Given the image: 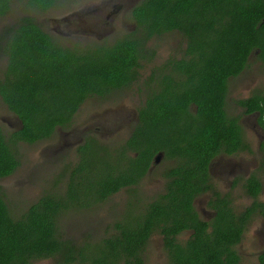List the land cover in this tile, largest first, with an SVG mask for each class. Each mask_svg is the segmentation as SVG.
<instances>
[{
    "label": "trees",
    "instance_id": "16d2710c",
    "mask_svg": "<svg viewBox=\"0 0 264 264\" xmlns=\"http://www.w3.org/2000/svg\"><path fill=\"white\" fill-rule=\"evenodd\" d=\"M81 1L0 0V103L20 123L6 133L0 125V180L19 169L20 144L49 141L61 130L84 137L75 158L63 159L21 213L0 191V264H146L154 237L169 264H239L238 254L220 251L222 239L204 228L186 242L176 237L194 228L188 222L200 225L191 202L211 189L212 158L241 149L243 129L227 108L229 86L252 60L264 65V0H141L127 17L134 30L119 32L112 44L64 46L37 21L62 7L75 11ZM121 92L138 98L137 121L124 137L104 139L103 121L79 122L83 105ZM236 105L258 112L264 132V87ZM159 153L173 163L163 164V190L150 197L145 182L157 173L149 169ZM117 195L124 214L100 230L67 236L70 222L82 223ZM140 196L144 203L133 214ZM231 233L237 243L240 230Z\"/></svg>",
    "mask_w": 264,
    "mask_h": 264
},
{
    "label": "flooded vegetation",
    "instance_id": "af4514ba",
    "mask_svg": "<svg viewBox=\"0 0 264 264\" xmlns=\"http://www.w3.org/2000/svg\"><path fill=\"white\" fill-rule=\"evenodd\" d=\"M87 1H81L80 6L71 13L69 12L63 14V12L69 7H62L56 11L57 15L54 14L56 15L55 17H52L54 16L52 14L51 16H39L38 22L40 21L42 23L43 30L49 35H52L50 30H54L53 28L50 29V24L52 23L54 25V22H56L58 23V26L61 30L73 29L75 31H81L83 32L81 33L82 35L93 37V40L88 41L106 42V44H112L115 40H117V38L121 37L120 34H118V29H116V26L114 25L115 23L121 28H127L128 32L134 30L135 24L130 23L127 17L132 12L134 6L140 3L141 0H135L136 2L124 8L125 10L123 9L119 16H117L118 12H114L116 9L113 11L108 10L110 5L109 1ZM93 6H96L97 8L100 6L101 13L99 14L98 12L97 14V8H94ZM79 8L81 13L76 12L79 10ZM93 13H96L102 19L104 18L105 20H109L110 24L107 25V22L104 21L102 25L99 19L92 18ZM101 15H103V17ZM76 21L83 28H87V30H80V27ZM65 22H67V24ZM94 27L102 28L100 31H96L93 30ZM113 34L116 35L112 40L111 36ZM86 42L87 40L84 39L82 45H84ZM166 59H169V57L155 56L153 58V60L157 62H161L162 60ZM244 73H242L241 76ZM236 79L238 78H235V80ZM250 94L246 95L245 97H241V95H239L236 101L247 98ZM108 101L109 100L106 102ZM109 108L115 109L114 112L127 111L126 109H120L122 108V105L116 107H106L103 111H107L106 109ZM236 108L242 112V116L244 118L248 117L251 120L248 123L255 134L244 135L243 131L240 150L230 154H217L212 158L208 166L211 189L198 194L191 202V211H194L196 214L200 225L194 222L191 223V221L188 222L189 224H192L194 228H186L181 230V234L176 238L178 240L177 243H180L181 241L186 242L191 236L195 235L196 230H203L204 228V232L206 234L211 233L215 239H222V244L219 245V250L223 251L224 254H228L226 247L231 248L241 258V262H239V264H258V257L264 252V132L258 121V112L246 114L243 108L238 107L237 105ZM228 110L230 111L231 109L228 108ZM131 115L133 116V125L137 121L136 107L131 111ZM125 120L126 119L123 118L121 122ZM238 122L240 124L242 121L238 120ZM62 137L63 136H58V138ZM76 137L77 136H71L69 133L65 134L64 136L63 145L65 144L66 148L71 149L70 154L73 157L72 159L68 157L66 160L72 161L75 158L73 151L84 142V137L82 135H78V138ZM53 139L54 138L52 137L49 141ZM73 139H75V141ZM68 140L73 142L66 145V141ZM42 152L44 153L45 151ZM55 160L58 166H60L59 160ZM165 168L167 167H164V171ZM56 170L61 171V167L58 169L56 168ZM157 170L158 169L153 168V166L149 169L150 172ZM7 179L9 178H5L0 181ZM159 182L161 183V181ZM161 190H163L162 185ZM236 229L240 230L237 243L234 242L236 239L234 237L235 234L231 233L235 232ZM229 241L232 242L229 243ZM162 246L163 244L160 242L158 250L162 253V256H164L165 264H169L166 253L162 251ZM174 251L175 249H172V251L171 248L168 249V252L174 253ZM243 257L244 261L242 260ZM250 260L253 261L250 263Z\"/></svg>",
    "mask_w": 264,
    "mask_h": 264
},
{
    "label": "rangeland",
    "instance_id": "374dc122",
    "mask_svg": "<svg viewBox=\"0 0 264 264\" xmlns=\"http://www.w3.org/2000/svg\"><path fill=\"white\" fill-rule=\"evenodd\" d=\"M85 1V0H84ZM90 1V0H89ZM94 1V0H92ZM110 2L109 11L118 12V15L122 12L124 8L129 6L130 4H134L135 0H106ZM88 2V1H87ZM86 4V3H85ZM97 8L96 6H93ZM118 7V8H114ZM67 8V7H66ZM99 9V10H97ZM96 9L97 14L101 13L100 6ZM125 10V9H124ZM64 11V10H63ZM62 11V12H63ZM85 11V10H84ZM71 13V9H66L63 14ZM76 12L81 13V10H77ZM83 13V12H82ZM96 13H93L92 18L99 19L100 23L103 25V22H107L106 24H110L109 20H105L104 18H100ZM57 15V14H56ZM56 15L52 16L55 17ZM62 15V14H60ZM65 16V15H62ZM60 16V17H62ZM103 17V15H101ZM59 17V18H60ZM13 18H16V15L13 17H8L5 20H8L10 23ZM120 19L119 17H117ZM39 17L37 18V21ZM42 25V23L39 21ZM67 24V22H65ZM78 24V22L76 21ZM94 23V21H93ZM1 25V24H0ZM80 30H87V28H83L80 24H78ZM116 29L118 31L123 32L128 30L127 28H121L119 25H116ZM49 28V26H48ZM53 28L54 30H50L51 34L54 35V38L60 40L61 44L64 46H72L78 45L81 46L84 39L85 40H93V37L82 35L81 31H75L73 29H60L58 23L54 22V25L50 24V29ZM102 28V27H101ZM101 28L94 27L93 30L100 31ZM124 29V30H123ZM61 32V33H60ZM80 33V34H79ZM119 34V33H118ZM113 34L111 39H114ZM110 38V37H109ZM167 46L168 54L172 52L170 45ZM2 65H0L1 67ZM264 86V65L257 63L256 60H252L249 64V67L245 71V73L238 77V79H234L230 82V91L227 99L228 108H230V113H233V116L238 117L239 120L242 122L240 123L242 129L244 131V135H254L253 129L249 125V121H251L248 117H243L242 112L236 108L235 101L239 95L241 97H245L246 95L250 94L254 89H259ZM138 102L137 96L129 93V92H121L117 96H113L109 99L108 102L104 103H97V102H88L87 104L83 105L84 107L83 114L80 117L79 122H82L86 125L88 121L94 127H99L102 122V126L104 125L105 132H107L108 136L104 135V139H112L117 141V138H121L120 136L124 137L125 133L132 128V119L133 116L131 115V111L136 107ZM114 103V104H113ZM122 110L126 109L125 112H114L115 109L109 108L106 109L107 111H103L106 107H116L121 106ZM125 118L126 120L121 122V120ZM19 120L15 117L12 113H9L4 106L0 103V125L2 126L4 132L11 130L19 129ZM249 127H248V126ZM89 131L94 132L93 128H88ZM83 131H81L82 134ZM86 132V130H85ZM66 132L61 130L56 137L51 141L39 142L34 145H25L20 144L19 155H20V167L14 173L12 177L9 179L0 181V191L4 193L5 200L8 201L7 205H10V208L13 210L14 213H21V211L29 206L36 198H38L42 192V190L47 189L48 184L54 178V173H57L56 168L58 166L55 159L59 160V163L63 162V159L73 158L70 154L71 149L66 148L65 144L63 145V140ZM70 134V133H69ZM120 134V136H118ZM71 135V134H70ZM58 136H63L62 138H58ZM78 138V135L77 137ZM66 139V138H65ZM75 141V139H73ZM67 142V143H66ZM64 143L71 144L73 141H66ZM42 151H45L44 153ZM256 157V156H255ZM154 162V161H153ZM173 163V162H172ZM171 163V164H172ZM170 165V163H163L162 158L159 160L157 164L152 163L153 168H158L157 173L153 176L147 177L145 182V191L148 193V196L155 195L159 191H161V183L159 182L161 179L160 173H162L164 166ZM151 166V167H152ZM141 197V196H140ZM121 196L117 195L112 197L110 201L101 205L94 215L90 216V218H83V222H70L67 231V236L71 238H77L80 235H84L87 233L92 232V230L97 231L100 230L105 222H109L112 217L117 215L120 211L123 212L124 203L120 200ZM142 199V197H141ZM144 200L142 199L141 202L133 203L130 206V212L133 214H138L140 208ZM239 206V205H238ZM123 209V210H122ZM121 212V213H122ZM72 216H75L76 213H71ZM79 221V220H78ZM81 237V236H80ZM160 240L157 237H154L151 240L149 247L147 248L146 252V264H165V258L162 256V253L159 252ZM244 261V257L242 259ZM253 260H250L251 263Z\"/></svg>",
    "mask_w": 264,
    "mask_h": 264
},
{
    "label": "water",
    "instance_id": "95a60500",
    "mask_svg": "<svg viewBox=\"0 0 264 264\" xmlns=\"http://www.w3.org/2000/svg\"><path fill=\"white\" fill-rule=\"evenodd\" d=\"M162 158V154H157L155 157H154V162L155 164H157L159 162V160H161Z\"/></svg>",
    "mask_w": 264,
    "mask_h": 264
}]
</instances>
